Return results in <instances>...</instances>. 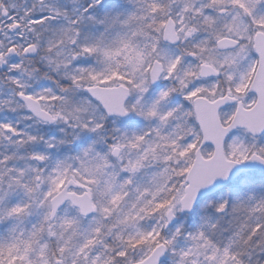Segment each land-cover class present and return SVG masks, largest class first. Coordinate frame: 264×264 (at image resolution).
Here are the masks:
<instances>
[{"label":"snow or ice","instance_id":"1","mask_svg":"<svg viewBox=\"0 0 264 264\" xmlns=\"http://www.w3.org/2000/svg\"><path fill=\"white\" fill-rule=\"evenodd\" d=\"M0 264H264V0H0Z\"/></svg>","mask_w":264,"mask_h":264}]
</instances>
